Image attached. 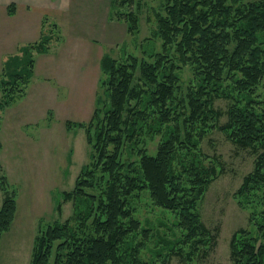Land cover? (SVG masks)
Wrapping results in <instances>:
<instances>
[{"label":"trees","instance_id":"trees-1","mask_svg":"<svg viewBox=\"0 0 264 264\" xmlns=\"http://www.w3.org/2000/svg\"><path fill=\"white\" fill-rule=\"evenodd\" d=\"M142 7L141 0H111L110 19L134 36ZM15 9L12 4L8 12ZM155 19L152 36L136 42L140 54L123 47L119 58L102 56L100 99L91 119L66 121L68 131H85L90 160L74 189L61 193L72 214L41 234L31 264H155L160 258L161 264L173 258L189 264L207 257L217 234L199 206L225 168L201 144L215 130L257 154L234 194L240 207L254 210L251 226L232 235L230 249L232 264H264V0H162ZM53 40L42 32L7 61L0 88L9 95L0 112L12 95L25 94L35 54H46ZM187 68L185 82L181 72ZM220 99L228 102L225 123L216 107ZM6 179L0 176V245L17 212V192L10 194ZM145 195L174 216L177 237L153 241V228L137 217L136 203ZM153 242L162 248L154 250Z\"/></svg>","mask_w":264,"mask_h":264},{"label":"rangeland","instance_id":"rangeland-1","mask_svg":"<svg viewBox=\"0 0 264 264\" xmlns=\"http://www.w3.org/2000/svg\"><path fill=\"white\" fill-rule=\"evenodd\" d=\"M141 2L139 33L128 35L119 45L104 42L92 46L79 36L98 33V24H91L99 18L103 20L104 11H98L95 0H75L67 11L56 13H30L21 8L15 17H9L6 8L0 5V75L12 56H21V49L37 40L42 21L45 24L44 17L49 25L42 32L54 35L50 51L35 54L34 76L25 94L12 95L8 107L0 112V176L7 177L10 194L17 192V212L1 240L0 264H31L41 234L49 225L64 222L72 214V204L64 202L61 193L74 189L77 177L89 163L90 150L85 131L75 128L68 131L66 121L91 119L100 99V59L104 54L119 58L123 47L128 53L142 52L138 43L152 36L156 29L155 10L160 9L162 0ZM26 21L33 25L28 33ZM58 22L55 34L54 25ZM37 28L38 35L34 36ZM101 28L105 31L104 24ZM181 75L185 82L191 77L188 68ZM7 95L0 88V102L7 100ZM216 107L224 113L222 123H225L228 102L220 99ZM156 145V142L151 144L152 152ZM201 150L208 156H219L225 173L209 186L199 206L203 222L217 234L215 247L207 257L189 264H232L231 237L239 229H250L249 219L254 211L251 205L240 207L234 194L243 178L253 171L257 154L237 147L219 130L204 139ZM4 198L0 188V206ZM136 205H139L137 217L153 228V241L159 237L173 239L174 233L178 234L174 216L153 206L147 196ZM151 245L154 250L163 246L154 242ZM142 254L146 261L151 260V252ZM162 260L155 264H161ZM170 264L187 263L173 258Z\"/></svg>","mask_w":264,"mask_h":264},{"label":"crops","instance_id":"crops-1","mask_svg":"<svg viewBox=\"0 0 264 264\" xmlns=\"http://www.w3.org/2000/svg\"><path fill=\"white\" fill-rule=\"evenodd\" d=\"M75 0H0V5L4 6L7 10V14L9 17H15L16 14L20 11V9H24L26 10L25 12H30L32 13L33 11H41V14L47 13V12H55L59 11V10H68V5L71 2H74ZM80 1V0H78ZM96 1V8H98V11L101 12V10L104 11L103 14V20L101 18H99L96 23H92V26H96L98 24V33H96L95 35L92 36H88L87 37L84 35H80L79 38L82 40L84 38V40L91 44V46L94 44H103L104 42H106L107 44L110 45H114V44H121L123 42V40L126 39L127 35V28L126 25L122 22L119 21H115V20H111L110 19V11H111V0H95ZM14 4L16 6L15 11L13 12V14H10L8 12V7L10 5ZM39 14V13H38ZM43 18V15H41ZM45 19V24L43 23L44 21H42V31L44 30V27L46 25H49L48 19L46 17H44ZM58 24H55L58 27ZM102 24H104L105 26V31L107 29V32H105L103 30V28H101ZM26 25V30L27 33L30 30V26L32 25V22H25ZM107 25H111L106 27ZM33 26V25H32ZM108 30L109 33H108ZM42 31H40L39 37L37 38V40H34V42L39 41L40 39V35L42 34ZM39 29H35L34 30V36L37 34L38 35ZM106 36V37H105ZM36 38V37H35ZM54 43V40L51 42ZM28 44V43H27ZM30 44H32V42H30ZM51 48V47H50ZM50 51V50H49ZM102 58V57H101ZM101 60V59H100ZM3 203V201H2Z\"/></svg>","mask_w":264,"mask_h":264}]
</instances>
